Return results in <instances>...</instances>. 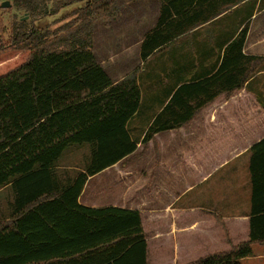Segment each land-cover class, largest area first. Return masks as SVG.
<instances>
[{"label": "trees", "instance_id": "obj_1", "mask_svg": "<svg viewBox=\"0 0 264 264\" xmlns=\"http://www.w3.org/2000/svg\"><path fill=\"white\" fill-rule=\"evenodd\" d=\"M245 1L162 0L140 60ZM11 2L22 16L12 23L4 46L0 42V189L9 186L16 198L9 221L0 220V264H149L138 211L78 202L88 178L136 150L127 124L139 109L138 69L113 82L92 52L94 23L113 20L117 0ZM75 3L82 6L59 29L33 25ZM247 32L248 23L225 47L212 76L174 91L142 145L189 124L221 96L239 93L264 69V57L243 54ZM83 145L90 156L80 171L71 177L55 170L69 148ZM261 147L264 140L251 148L253 159ZM250 173L247 241L233 245L222 221L211 215L230 247L187 264H241L253 257V245L264 246V194L258 192L263 179L256 178L252 162Z\"/></svg>", "mask_w": 264, "mask_h": 264}, {"label": "crops", "instance_id": "obj_2", "mask_svg": "<svg viewBox=\"0 0 264 264\" xmlns=\"http://www.w3.org/2000/svg\"><path fill=\"white\" fill-rule=\"evenodd\" d=\"M161 4L162 0H117V16L111 21L110 27L103 28L98 21L94 23L92 52L96 61L113 82L122 80L138 69L140 104L137 113L127 124L130 138L136 143L135 152L88 178L78 199L83 207L98 209L111 206L138 211L142 216L138 207L99 206L94 204V198L91 197L84 202L89 183L115 170L119 172L121 165L125 172L127 160L130 161V167L136 164L143 167L140 151L144 145L141 142L150 123L178 87L206 79L217 71L225 47L246 23L248 32L243 54L264 57V0H247L183 34L145 62L141 61V43L155 26ZM211 10L204 15H208ZM99 25L101 59L95 56L94 50V36ZM261 77H264V69L251 78L239 93L228 99L221 96L189 124L155 134L145 145L147 160L154 159V164H146L149 179L146 191L153 203L149 204L146 211L150 228L145 230L149 264H187L194 259L228 250L230 246L224 241L223 231L211 215L222 221L233 245L247 241V215L252 192L251 162L256 178L263 179L258 183V192L264 194V147L259 149L254 159L250 151L264 140V109L255 99L257 91L249 89ZM65 154L59 159L55 170L70 172L72 177L81 167L62 166L60 161L65 158ZM223 171L228 172V179L232 177L231 184L237 195L228 198L230 202L223 203V208L213 210L198 204L200 197L197 195L188 202L183 201L190 193L211 183ZM111 186L100 185V194L103 189L106 193ZM210 194L214 195L213 192ZM170 195H173L172 199ZM15 198L9 186L0 189V220L9 221L15 210ZM148 230H151L149 234ZM166 238L169 239L170 250L168 253H159L158 246L161 242L164 244ZM262 257L253 252V257L243 259L241 264Z\"/></svg>", "mask_w": 264, "mask_h": 264}, {"label": "rangeland", "instance_id": "obj_3", "mask_svg": "<svg viewBox=\"0 0 264 264\" xmlns=\"http://www.w3.org/2000/svg\"><path fill=\"white\" fill-rule=\"evenodd\" d=\"M4 3H9L10 7L8 8H1ZM82 3H75L69 7L61 9L57 14L53 16H46L42 17L33 22V25L37 28L49 26L51 31L59 29L66 23L70 22L73 18L71 17V11L75 10L76 8H80ZM260 10V9H259ZM22 16L21 13H17L16 9L12 6L11 0H0V42L4 46V44L10 38V29L11 25L18 17ZM264 17V14H263ZM24 20H27V16L23 17ZM113 21V20H111ZM111 21L106 25V22L103 20H98L104 27H110ZM99 26H96V35L95 37V56L98 59H101V45L98 43V29ZM102 27V26H101ZM93 40V39H92ZM111 40V38H110ZM141 88L143 85L141 84ZM250 90H256L255 99L260 103V106L264 109V77L258 78L256 82H254L250 87ZM146 146L141 149L140 153L143 155V163L141 167L140 165L136 164L134 167L129 166L130 161L127 160L124 166H128L126 171L123 172L122 165L119 167V172L117 170L110 172L106 175L99 176L91 180L86 189V196H84V202L86 199L90 197L94 200V204L99 206H108V205H125L126 207H138L142 211V223L143 229L147 231L149 228L148 225V217L146 216L147 208H149V204L153 205V203L149 200L147 196V182H148V175L146 171V164H154V159L151 161L147 160L146 158ZM156 148V147H155ZM154 148V151H155ZM65 158L60 161L62 166L70 167L74 166L75 168H82L83 165L87 162L90 156V148L87 145H83L81 147H71L65 152ZM152 154V152L150 153ZM69 171V168H66ZM232 170V168H231ZM228 172H220L212 181L211 183L208 182L202 188L190 193L188 196L185 197L183 201L188 202L194 195L200 197L198 199V204H202L207 207H211L213 210H217L218 208H223V203H228L230 200L228 198H234L237 195L234 193L235 187L231 184L232 177L229 179L226 177ZM114 183V185H112ZM109 184V187L104 193V189L102 190V194H100L99 186H104ZM116 185V186H115ZM211 192L214 195L210 194ZM85 195V194H84ZM101 195V196H100ZM173 195H170V199H172ZM86 197V198H85ZM217 208V209H216ZM169 212V211H166ZM169 217V215H168ZM174 220V218H172ZM151 230H148V234ZM146 235V232H145ZM166 242L162 244L160 243L159 253L162 251L168 253L170 250L169 243L167 242L169 239H165ZM157 247V245H156ZM218 247H216L217 249ZM252 250L254 254L262 255L261 259H252L245 264H264V246L253 245ZM196 260V259H194Z\"/></svg>", "mask_w": 264, "mask_h": 264}, {"label": "water", "instance_id": "obj_4", "mask_svg": "<svg viewBox=\"0 0 264 264\" xmlns=\"http://www.w3.org/2000/svg\"><path fill=\"white\" fill-rule=\"evenodd\" d=\"M8 7H10V4H9V3H4V4L1 6V8H8Z\"/></svg>", "mask_w": 264, "mask_h": 264}]
</instances>
